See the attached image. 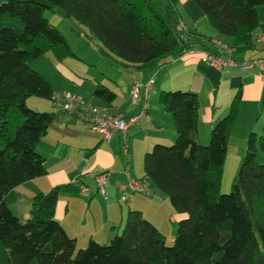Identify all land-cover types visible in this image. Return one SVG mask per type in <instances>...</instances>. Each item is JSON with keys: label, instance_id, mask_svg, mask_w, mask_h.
Returning <instances> with one entry per match:
<instances>
[{"label": "trees", "instance_id": "1", "mask_svg": "<svg viewBox=\"0 0 264 264\" xmlns=\"http://www.w3.org/2000/svg\"><path fill=\"white\" fill-rule=\"evenodd\" d=\"M176 0L170 8L176 12ZM229 48L252 46L264 0H194ZM59 9L88 28L115 56L133 66L182 54L183 33L168 22L156 0H0V264H264V136L251 132L232 191L221 192L228 140L239 116L241 91L214 124L210 143L197 140L200 98L187 90H162L159 102L172 115L176 139L155 144L144 156L145 176L162 190L178 221L171 243L142 211L130 209L122 234L107 243L77 248L56 218L59 188L32 197L22 221L10 206L12 190L46 173L36 146L54 113L32 109L30 96L50 98L48 79L30 63L45 54L73 55L65 35L45 17ZM95 95L116 93L100 84Z\"/></svg>", "mask_w": 264, "mask_h": 264}, {"label": "crops", "instance_id": "2", "mask_svg": "<svg viewBox=\"0 0 264 264\" xmlns=\"http://www.w3.org/2000/svg\"><path fill=\"white\" fill-rule=\"evenodd\" d=\"M178 4L189 16H186L187 23L192 27L178 11L176 22L181 20L186 25L187 30L182 37L197 52L184 55L174 53L166 56L168 60L163 64L153 65L152 61L145 66H133L123 61L124 63H120L126 67V71L121 72L125 76L121 85L123 88L120 87L123 96L115 92L116 98L111 102L95 95L97 86L103 84L100 79L90 78L83 70L81 72L70 67L64 61L65 58L58 60L50 53L42 55L47 61L41 62V68L34 70L48 79L53 92L79 93L94 104L104 107L109 113L122 115L126 121H131L132 117L142 111L143 84L151 78H154V83L147 114L138 123L130 124L126 134L117 131L109 142L79 116L56 112L50 98L41 100L30 96L27 104L34 109L54 113V120L47 134L36 146L37 152L45 159L46 173L16 186L10 195V206L19 217L30 216L29 208L35 194L59 188L56 218L68 235L75 238L77 248L86 247L91 240L109 242L123 230L130 209L142 211L163 234L173 228L185 214L176 212L166 204L168 196L162 195L154 182H150V188L154 192L151 195L127 189L128 200L122 199L120 189V184L128 181L127 172L135 179L145 177L144 156L155 143L166 144L176 139L172 115L159 102L162 90L181 89L198 94L199 143L210 139L212 127L228 114L234 97L241 91L239 116L228 140L223 174V178L231 177L234 181L237 165L246 152L249 134L256 132L264 136V77L259 74L258 67L230 66L219 69L203 62L201 57L205 51L224 58L232 57L237 61L264 57V40L260 39L264 37V33L256 32L252 46L233 47L230 51L227 47L234 43L233 38L219 34L194 0H176L175 9ZM160 65L161 68H158ZM119 80L114 81L118 86ZM136 80H140L142 85L140 94L134 98L132 88ZM125 143L128 144V155L124 152ZM236 145L238 153L231 156V146ZM233 158L236 159L235 163H231L234 170L229 169V172L228 163ZM104 170L109 171L106 195L99 191L95 177V174ZM83 186L89 188V194L82 192ZM157 197L162 200L158 201ZM22 204L27 205L26 211L21 210ZM164 235H169L170 241L174 240V234Z\"/></svg>", "mask_w": 264, "mask_h": 264}, {"label": "rangeland", "instance_id": "3", "mask_svg": "<svg viewBox=\"0 0 264 264\" xmlns=\"http://www.w3.org/2000/svg\"><path fill=\"white\" fill-rule=\"evenodd\" d=\"M159 7H161L165 17L167 18L168 22L172 25V27L176 26V19H177V11L183 16L184 20L186 23L188 22L189 16L187 15L186 12H184L183 8L178 4L176 7V12L172 11L169 4L170 0H156ZM257 11L260 15L261 19V26L258 29V32L264 33V4L258 5ZM45 17H47L52 24H54L67 38L72 51L73 55H69L68 57L65 58L64 61H67L68 65L70 67L76 68L78 70H83L85 73H88V76L90 78L97 77L100 79V81L105 84L106 86L110 87L114 92L119 94V96H123L122 94V89L123 86V81L125 79V76L121 75L122 71H126V67L121 65L120 63L123 62V60L119 59L117 56H115L111 51L103 44V42L95 37L94 35L91 34V32L88 30V28L84 25L78 24L73 18L66 16L61 10L59 9H47L44 11ZM188 18H187V17ZM207 21L209 22V19L207 18ZM190 27L192 25L190 23H187ZM203 23H201L202 25ZM225 37V36H224ZM225 39V38H221ZM118 60V61H117ZM168 59L166 57H161L157 60H154L152 63H166ZM47 61V58L45 56H40L34 61L30 63L31 68L36 69V68H41V62ZM124 63V62H123ZM158 67V66H157ZM161 68V65L158 67ZM82 72V71H81ZM120 79V80H119ZM158 79V78H157ZM119 80V86L115 84L114 81ZM121 87V88H120ZM176 90V89H175ZM121 92V93H120ZM152 93V91L150 92ZM160 93V92H159ZM34 99H46L45 97L41 96H32ZM129 97V96H128ZM131 99V97H129ZM48 101V100H47ZM30 107V105H28ZM32 108V107H30ZM34 109V108H32ZM37 110V109H35ZM39 111H46V110H39ZM49 112V111H47ZM131 134H130V140H131ZM129 139V138H128ZM175 141V140H174ZM174 141H170L168 143H164L163 145L170 146L174 143ZM210 143V139L206 142H200V144L207 145ZM158 144V143H155ZM155 144L151 147L150 151L153 150V147ZM162 144V143H159ZM229 146V145H228ZM238 146L232 147L231 146V156H234L238 153ZM244 158V157H243ZM257 160L260 163H264V152L260 149L257 153ZM236 159L233 158L229 160L228 163V168L227 171L230 172L229 169H233L231 165L235 163ZM243 161V160H242ZM242 161L239 165H237V174L240 170ZM232 163V164H231ZM224 174V173H223ZM230 174V173H229ZM232 184H233V179L231 177L226 178L224 177L222 182H221V192L222 193H230L232 191ZM162 195H165V193L161 190L160 192ZM144 195L147 196L146 193ZM167 197V196H165ZM158 201H161L162 199L157 197ZM166 204L170 205L169 207H172L171 209H174L169 197L166 198ZM21 210H27L28 207H26V204H22ZM31 210V206L29 208ZM20 219L22 221H25L27 218L24 217V215H21ZM178 229V221L177 223L171 227L170 230L166 231L164 234H174L176 235ZM172 232V233H171ZM119 234H122V231H120ZM167 238V243L170 242V237L169 235H166ZM85 248V247H84Z\"/></svg>", "mask_w": 264, "mask_h": 264}, {"label": "built area", "instance_id": "4", "mask_svg": "<svg viewBox=\"0 0 264 264\" xmlns=\"http://www.w3.org/2000/svg\"><path fill=\"white\" fill-rule=\"evenodd\" d=\"M178 29L183 33L187 30L186 25L180 20L178 22ZM264 40V37L260 38ZM228 50L231 51L229 47ZM197 49L190 45L182 53L191 54L196 53ZM202 61L215 66L219 69H225L230 66H239L242 68H254L260 69L259 74L264 77V57L253 58L250 60L237 61L232 57L224 58L218 54L210 51H205L201 57ZM154 83V78H151L143 84L144 90L142 94V111L138 115L132 117L131 121H126L122 115L109 113L104 107L99 106L86 99L83 95L73 91H55L51 94L50 100L53 108L56 112L67 113L71 115H77L83 119L94 131L99 133L104 140L108 142L112 139L113 135L117 131L127 133L130 124L138 123L139 119L145 116L146 109L149 103L150 91ZM142 83L140 80H136L132 88V95L134 98L140 94V87ZM124 152L126 155L129 153L128 144H124ZM109 171L104 170L95 174L98 182L99 191L106 195V184L108 180ZM128 181L125 184H120L122 190V199L128 200L127 189L139 190L146 194H153L154 192L150 188V179L145 176L141 179H135L131 177L127 172ZM84 194H89V188L87 186L82 187Z\"/></svg>", "mask_w": 264, "mask_h": 264}]
</instances>
